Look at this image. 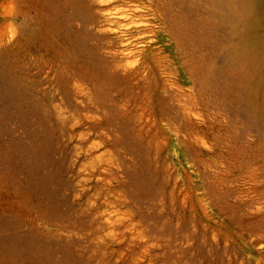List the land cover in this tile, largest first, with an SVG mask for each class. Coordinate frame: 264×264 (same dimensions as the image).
Listing matches in <instances>:
<instances>
[{
  "label": "rangeland",
  "instance_id": "1",
  "mask_svg": "<svg viewBox=\"0 0 264 264\" xmlns=\"http://www.w3.org/2000/svg\"><path fill=\"white\" fill-rule=\"evenodd\" d=\"M155 2L0 0V264H264V2Z\"/></svg>",
  "mask_w": 264,
  "mask_h": 264
},
{
  "label": "bare ground",
  "instance_id": "2",
  "mask_svg": "<svg viewBox=\"0 0 264 264\" xmlns=\"http://www.w3.org/2000/svg\"><path fill=\"white\" fill-rule=\"evenodd\" d=\"M129 1L130 0H69V9L73 18L80 14H85V23L88 25H94L98 28L97 31H95L96 34L94 35V38L99 43V46L106 47L108 44L107 40H109L110 36L120 32L119 30L114 29V27L118 26L121 21H130L129 24L124 25V33L133 32L141 28H147L149 26V21L147 19V15L142 14L145 13L144 10L149 11L156 1L155 3L157 6L155 8V12L163 14L167 8H169L170 3L174 0H140L144 1L143 6L145 7H143V11L137 10L138 8L134 10L126 8L116 9L119 5L125 6ZM258 2L263 3L264 0H258ZM146 3H148V5ZM61 13L62 10L60 11L58 8L56 14ZM26 20L24 21L21 39L25 42H32L38 36L36 27L42 22L41 12L36 11L33 21H28V19ZM102 20H104L110 28H101L100 25L102 24ZM26 26L31 30H29V28L27 29ZM72 37L74 42H76V31L72 32Z\"/></svg>",
  "mask_w": 264,
  "mask_h": 264
}]
</instances>
